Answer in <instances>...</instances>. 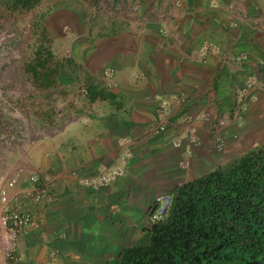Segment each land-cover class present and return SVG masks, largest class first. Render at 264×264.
<instances>
[{
  "label": "crops",
  "instance_id": "obj_1",
  "mask_svg": "<svg viewBox=\"0 0 264 264\" xmlns=\"http://www.w3.org/2000/svg\"><path fill=\"white\" fill-rule=\"evenodd\" d=\"M125 1L139 3L136 15L130 11L135 18L126 16L125 23L120 17L112 33L127 43L106 49L101 58L105 63L109 56L113 63L118 92L99 97L100 110L72 118L34 145L30 162L38 175L52 178L48 192L54 199L24 207L33 221L17 240L15 264H69L89 255L109 260L139 237L154 195L166 189L163 177L170 176L179 158L187 160L189 150L199 174L200 164L210 165L209 171L213 162L222 165L264 144V90L254 92L234 120L230 114L234 90L264 64V0ZM203 42L220 51L207 55L204 64L199 56ZM241 55L246 59L238 60ZM179 97L184 102L177 104ZM162 102L172 121L205 113L208 120L197 125L198 146L187 148L185 135L173 125L148 134L158 123L154 112ZM218 120L224 123L219 132L224 159L213 150ZM121 138L125 143L119 146ZM176 140L181 143L177 149L171 145ZM121 155L120 177L99 190L81 184L100 167L113 169ZM27 173L9 194L27 188Z\"/></svg>",
  "mask_w": 264,
  "mask_h": 264
},
{
  "label": "rangeland",
  "instance_id": "obj_2",
  "mask_svg": "<svg viewBox=\"0 0 264 264\" xmlns=\"http://www.w3.org/2000/svg\"><path fill=\"white\" fill-rule=\"evenodd\" d=\"M121 2L38 0L29 10H23L12 8L7 0H0V179L17 168L34 172L30 157L39 139H48L72 118L94 114L103 107L99 97L118 92L114 65L109 56L105 63L101 58L106 49L120 48L127 43L120 42L118 33H112L118 29L115 22L122 17L128 23L129 19L135 18L130 16V11L136 15V7H139L137 2L129 5L125 0ZM134 37L135 42L138 37ZM32 69L38 74L41 69L50 72L48 85L34 76ZM107 69L113 72L115 86L112 89L103 84L102 73ZM83 89L85 93L81 92ZM92 93L97 94L94 101L90 100ZM154 115L156 118L155 112ZM177 118L169 120L166 113L161 120L170 127L179 120ZM179 133L183 135L184 131L180 129ZM47 149L46 146L40 148ZM222 155L220 159L227 154L222 152ZM190 156L191 150L187 160L179 158L176 166H170V176L163 177L166 189L160 193L169 195L174 187L208 172L206 166L210 165L200 164L198 167L202 171L196 174L197 167L193 170L196 165ZM213 164L211 170L218 167L220 161ZM137 215L139 221L142 214L137 212ZM147 227V221H142V230L135 242L140 241L142 231ZM1 247L0 241V250ZM92 257L67 262L103 263L102 259Z\"/></svg>",
  "mask_w": 264,
  "mask_h": 264
},
{
  "label": "trees",
  "instance_id": "obj_3",
  "mask_svg": "<svg viewBox=\"0 0 264 264\" xmlns=\"http://www.w3.org/2000/svg\"><path fill=\"white\" fill-rule=\"evenodd\" d=\"M7 1L23 10L38 2ZM43 69L32 73L48 85ZM169 197L168 211L140 241L102 264H264V144L174 187Z\"/></svg>",
  "mask_w": 264,
  "mask_h": 264
},
{
  "label": "built area",
  "instance_id": "obj_4",
  "mask_svg": "<svg viewBox=\"0 0 264 264\" xmlns=\"http://www.w3.org/2000/svg\"><path fill=\"white\" fill-rule=\"evenodd\" d=\"M219 55V49L210 42H203L199 50V56L201 63L206 62L207 55ZM246 55H241L238 60H245ZM113 72L111 69L104 70L102 73V79L104 86L107 89L114 88L115 84L112 79ZM264 79V64L258 65L257 70L246 77L243 83L234 90L231 99V120H234L240 113L244 112L249 104L253 100V93L264 90L262 83ZM82 93L84 89L81 90ZM177 104L184 102V99L179 97ZM167 109L166 103L162 102L155 110L156 116L159 119L157 125L148 132L149 135H158L165 131L167 122L161 120L165 115ZM208 117L205 113H196L194 115H186L179 118L175 123L174 128L178 130L182 129L185 135L184 144L187 148L195 147L199 145L197 138L198 123L207 121ZM223 121L218 120L213 128V150L216 153H220L224 150V140L219 134L223 127ZM125 143L124 139L118 141V145L122 146ZM173 148H179L181 143L179 140L172 142ZM117 165L113 169H107L106 167H100L97 172L91 177L81 180L83 186H88L94 190H99L105 187L110 181L121 176L123 167L125 165V156H118ZM182 162L180 166H182ZM23 169L17 168L8 172L7 175L0 179V241L2 244L1 255L3 264H15L18 260L15 254L17 240L20 234L29 226L33 221L32 214L27 207V203H32L35 206L43 204L46 201H52L54 195L48 192V183L52 178H45L38 175L36 172H28L26 181L27 188L18 191L14 194H9L18 180L23 175ZM170 205V197L168 194H157L151 202V205L146 211V219L148 226L158 222L168 211Z\"/></svg>",
  "mask_w": 264,
  "mask_h": 264
}]
</instances>
